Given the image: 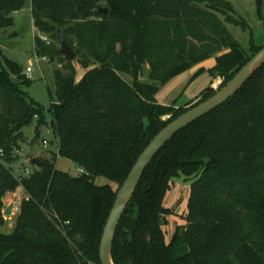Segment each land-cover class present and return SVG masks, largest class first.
<instances>
[{
	"label": "trees",
	"instance_id": "16d2710c",
	"mask_svg": "<svg viewBox=\"0 0 264 264\" xmlns=\"http://www.w3.org/2000/svg\"><path fill=\"white\" fill-rule=\"evenodd\" d=\"M256 2L261 15L264 0ZM25 4L0 0V29ZM31 13L49 40L35 38L36 55L62 64L54 69L49 109L58 155L84 172L71 175L38 157L29 175L14 174L23 129L34 118L41 128L45 109L23 89L31 81L24 67L0 51V227L2 198L24 192L13 231H0V264H102L101 235L138 156L170 121L216 92L207 87L196 103L175 107L156 101L159 87L214 58L196 75L223 78L221 88L263 45L250 54L231 34L227 23L246 24L226 0H31ZM58 26L76 52L71 60L58 53ZM98 176L115 187L96 184ZM180 176L192 179L185 222L168 240L164 227L176 206L164 201ZM112 254L115 264H264V64L154 157L119 222Z\"/></svg>",
	"mask_w": 264,
	"mask_h": 264
},
{
	"label": "rangeland",
	"instance_id": "374dc122",
	"mask_svg": "<svg viewBox=\"0 0 264 264\" xmlns=\"http://www.w3.org/2000/svg\"><path fill=\"white\" fill-rule=\"evenodd\" d=\"M226 1L233 6L235 16L246 24L244 28L242 24L227 23V28L251 54L252 47L264 44V2L260 15L256 0ZM37 36H40V32L33 24L31 0H26L25 7L14 14V22L11 26L0 29L1 54L22 65L25 73L28 68H31L30 84L24 85L23 89L28 92L31 99L45 109L46 123L41 128L37 127L38 121L37 118H34L30 125L23 129L24 140L21 142L17 153L19 159L12 163L14 174L16 176L24 175V166L31 169L33 167L32 160L41 157L54 159L58 170L77 175L80 173L77 163L58 155L57 137L51 126L52 113L49 109L52 98L56 97L54 69L62 68V64L57 59L50 61L48 58L36 55L35 38ZM0 61L1 68L5 65L3 57L0 58ZM211 64V60L204 61L203 66H198L193 71L191 68L161 85L155 94L156 101L163 105H174L175 107L187 103H196L201 91L208 87L210 82L209 73L204 72L198 75L196 73L202 67L208 69L207 67ZM148 73L149 68L146 66L140 80L148 82ZM222 82L223 78L216 77L209 87L217 91ZM169 116L165 115L162 118L166 120ZM44 140L47 143H44ZM191 181V178L185 176L173 179L171 188L166 195L164 205L169 208L176 206L175 214L168 217L169 224L164 227L168 239L171 238L175 226L185 222L183 215L186 212ZM95 183L98 185L110 184L113 187L116 185L102 176L96 177ZM23 197L24 192L20 187L15 193H8L2 198V214L5 223L0 227L1 232L10 233L13 231L20 213L16 207L20 205ZM10 204H13L12 212L4 214Z\"/></svg>",
	"mask_w": 264,
	"mask_h": 264
},
{
	"label": "water",
	"instance_id": "95a60500",
	"mask_svg": "<svg viewBox=\"0 0 264 264\" xmlns=\"http://www.w3.org/2000/svg\"><path fill=\"white\" fill-rule=\"evenodd\" d=\"M99 12L106 14L107 8L100 7ZM59 39L58 53L67 60L76 57V52L69 44L60 26L57 27ZM264 44L251 58L234 74V76L211 97L194 105L184 113L177 116L163 127L143 149L138 156L126 179L119 187L113 206L106 220L99 246V255L102 264H115L113 260V242L119 222L142 178V175L154 157L180 130L209 113L213 109L225 103L233 97L243 85L263 66ZM13 204H10L4 214L12 212Z\"/></svg>",
	"mask_w": 264,
	"mask_h": 264
},
{
	"label": "built area",
	"instance_id": "2783aa9c",
	"mask_svg": "<svg viewBox=\"0 0 264 264\" xmlns=\"http://www.w3.org/2000/svg\"><path fill=\"white\" fill-rule=\"evenodd\" d=\"M40 37H41L42 40H45V41H47V42L49 43V40H48L47 37H45L44 35H40ZM31 71H32L31 68H28V69H27L26 74H27L28 77H29V75L31 74ZM57 142H58V140H57ZM44 143H47V141L44 140ZM1 155H2V152L0 151V156H1ZM80 172H84L83 169H80ZM30 173H31V169L28 168V167H26V166H24V175L27 176V175H29ZM16 209L19 211V210H20V205L17 206Z\"/></svg>",
	"mask_w": 264,
	"mask_h": 264
},
{
	"label": "crops",
	"instance_id": "0c3cea01",
	"mask_svg": "<svg viewBox=\"0 0 264 264\" xmlns=\"http://www.w3.org/2000/svg\"><path fill=\"white\" fill-rule=\"evenodd\" d=\"M18 13V12H17ZM208 60H211L212 61V64H211V66H209V67H207V68H210V67H212L214 64H215V59L214 58H210V59H208ZM207 61V60H206ZM203 66V62L202 63H200V64H198V65H196V66H194L193 67V69H192V71L195 69V68H197L198 66ZM32 72V71H31ZM216 78V77H215ZM214 81V78L213 77H211L210 76V82H209V85H208V87L212 84V82ZM207 88V87H206ZM58 143V142H57ZM168 238V237H167ZM170 239V238H169ZM168 239V240H169Z\"/></svg>",
	"mask_w": 264,
	"mask_h": 264
}]
</instances>
